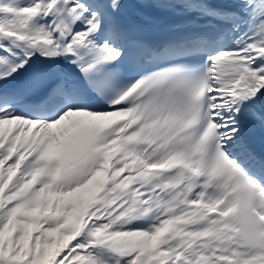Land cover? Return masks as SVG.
I'll return each mask as SVG.
<instances>
[{
    "label": "snow or ice",
    "instance_id": "obj_1",
    "mask_svg": "<svg viewBox=\"0 0 264 264\" xmlns=\"http://www.w3.org/2000/svg\"><path fill=\"white\" fill-rule=\"evenodd\" d=\"M0 264H264V0H0Z\"/></svg>",
    "mask_w": 264,
    "mask_h": 264
}]
</instances>
